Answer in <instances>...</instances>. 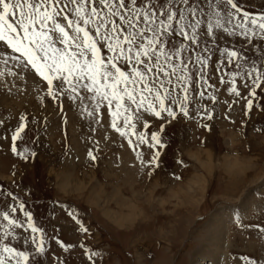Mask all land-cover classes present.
I'll return each mask as SVG.
<instances>
[{"label": "rangeland", "instance_id": "rangeland-1", "mask_svg": "<svg viewBox=\"0 0 264 264\" xmlns=\"http://www.w3.org/2000/svg\"><path fill=\"white\" fill-rule=\"evenodd\" d=\"M237 3L252 14L264 13V0ZM217 44L239 50L248 64L255 62L264 69V43L259 40L247 44L225 36ZM216 59L227 65L219 52ZM223 65L216 70L213 63L208 70L213 88L192 86L193 95L211 91L217 96L214 105L210 100L198 101L214 110V119L196 116L195 103L192 119L178 114L172 120L166 113L156 117L145 112L141 120L133 121L136 129L129 131V137H121L111 128L106 108L98 123L82 114L85 106L91 107L87 99L83 104L67 96L53 100L39 78L0 64V89L25 101L34 93L39 100L29 107L15 106L12 96L0 95V237L9 227L3 220L8 212L23 226L12 229L19 233L16 240L4 239L31 252V264H195L198 260L205 264L209 260L202 261L195 252L209 247L213 241L209 232L224 225L226 232L223 228L218 232L223 241L226 234L230 237L231 260L247 264L246 258H251L264 264V88L252 97L240 80V95L228 92V74L235 68ZM221 75L224 84L219 83ZM248 99L254 103L246 114ZM21 115L26 127L15 142L14 154L11 135ZM161 124L164 147L153 150L159 153L158 162L151 168L141 165L137 153L147 160L151 152L139 142V134L144 132L150 141ZM89 150L94 161L87 156ZM22 151L27 160L18 155ZM24 212L32 214L38 233L28 228ZM33 236L43 240L42 254L35 252Z\"/></svg>", "mask_w": 264, "mask_h": 264}, {"label": "snow or ice", "instance_id": "snow-or-ice-1", "mask_svg": "<svg viewBox=\"0 0 264 264\" xmlns=\"http://www.w3.org/2000/svg\"><path fill=\"white\" fill-rule=\"evenodd\" d=\"M225 36L247 44L254 40L264 43V13L244 11L237 0H204L203 6L201 0H0V60L5 64L11 60L20 72L39 78L37 82L53 100L67 96L69 101L75 103L79 98L83 104L87 99L91 107L85 106L82 114L98 123L106 108L112 117L111 128L121 137H129V131L136 129L133 121L141 120L145 112L156 117L166 113L172 120L178 114L192 119L195 103L196 116L214 119V110L201 107L198 101L210 100L214 105L217 96L211 91L193 95L192 86L214 87L207 74L213 63L216 70L223 65L216 52L221 58L226 56L224 67L235 68L228 74V92L240 95V80L249 96L264 88V69L255 62L248 64L239 50L218 46L217 40ZM219 83H225L224 75ZM253 103V99L247 100L246 114ZM121 117L123 126L118 123ZM19 120L11 135L14 154L15 142L26 127L25 116ZM143 127L148 128L146 121ZM163 130L161 124L150 141L140 132L139 142L147 144L151 152L147 160L137 153L141 165L151 168L157 164L159 153L153 150L164 147ZM18 155L28 159L23 151ZM87 156L96 159L91 150ZM24 208L21 203L20 211ZM24 215L31 232L38 233L32 214ZM3 220L9 227L0 237V264H31V252L18 250L4 239L16 240L19 233L12 229L22 227V222L10 219L8 212L3 213ZM81 230L87 231L83 225ZM28 243L25 238L24 244ZM43 243L31 238L37 254L44 252Z\"/></svg>", "mask_w": 264, "mask_h": 264}, {"label": "bare ground", "instance_id": "bare-ground-1", "mask_svg": "<svg viewBox=\"0 0 264 264\" xmlns=\"http://www.w3.org/2000/svg\"><path fill=\"white\" fill-rule=\"evenodd\" d=\"M0 64H3L4 66H7V65L12 66V67H6V68H9V69H12L13 67H15V65L13 64V62L11 60H9L7 62V64H5L2 60H0ZM0 77H3V76L0 75ZM29 77L31 78L32 76L29 75ZM30 83L31 82H29V84ZM31 90L32 89H30V91ZM36 91H37V89H36ZM39 93H40V91H39ZM17 94H20V93H17ZM0 95H1V98H5L7 96H12V99H13V102H14L15 106H19L21 103H24L26 107H29L28 103H36L37 104V102L39 101L38 99H36L37 96L34 93L30 97H28V99L26 101L22 100L25 97H21V96L15 95V94L12 95L11 93H9L7 91L5 92L2 89H0ZM13 96H15L14 97L15 99L13 98ZM32 96H33V98H32ZM39 98H41V96ZM133 173H134V171H133ZM67 187H70V185H68ZM134 206H135V202H134ZM214 219L216 220L215 216L213 218V222L217 223V221H214ZM222 228H223L224 232H226V226H224V225H221L220 228L215 227L212 231L209 232V234L212 236L213 241L211 243L210 242L208 243L209 247L202 246V247L197 248V251L195 252V256H200V259H203L202 261H204V262H205V259L209 260L207 262H209L210 264H240V262H238V263L236 262L237 260H231L232 256L228 254V250L230 248L229 247V245H230L229 238L230 237L227 236V234H226V240L225 241L222 240V236L220 238V236H219L220 233L218 232V230H222ZM228 234H229V232H228ZM244 244L249 246V243H247V242H244ZM211 246H214V247L212 249H209ZM247 246H246V248H247ZM233 254H237V253L233 251ZM239 259H241V257H239ZM193 261L195 262V260H193ZM207 262L205 264H207ZM195 264H200V261L199 260H198V262L196 261Z\"/></svg>", "mask_w": 264, "mask_h": 264}]
</instances>
